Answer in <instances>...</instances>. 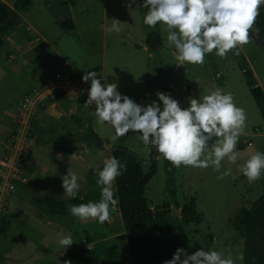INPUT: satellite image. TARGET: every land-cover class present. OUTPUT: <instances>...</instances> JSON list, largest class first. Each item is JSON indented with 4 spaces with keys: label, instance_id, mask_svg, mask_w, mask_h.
<instances>
[{
    "label": "rangeland",
    "instance_id": "rangeland-1",
    "mask_svg": "<svg viewBox=\"0 0 264 264\" xmlns=\"http://www.w3.org/2000/svg\"><path fill=\"white\" fill-rule=\"evenodd\" d=\"M1 1L13 6L16 0ZM147 10L146 6H142V0H38L33 3L26 11V18L38 31V38L40 35L45 37L50 48L45 53L50 59L42 56L34 59H38L32 64L37 78L34 81L23 70L14 71L12 61L9 60L7 65L0 63V133H7L5 129L14 117L8 119L6 110L15 114L23 94L35 89L34 85H38L40 79H45L44 75L54 76L63 71L65 66L53 63L52 59L67 62L81 73V77L88 71H95L97 78H104L102 83H116L122 95H127L142 106L153 100L161 103L155 90L167 92L182 107H187L189 97L200 98L210 90L219 88L231 93L235 105L243 108L247 117L235 149L236 163L225 158L217 171L212 166L200 168L182 164L175 167L163 156H159L156 158L158 171L149 183L146 196L153 209L164 203L172 209L178 203V211L175 213L179 214L184 208L190 212L188 237L180 240L189 254L201 248L216 250L225 255L230 252L234 264H241L243 239L231 227V222L242 210H248L264 190V172L259 179L250 182L238 167L256 151L264 152V122L250 95L244 74L250 71L264 92V45L249 35L246 44L237 45V49L229 50L224 57L217 56L213 50L205 54L203 64L185 62L181 65L176 60L174 46L167 42L165 27L161 23L155 27L144 24L143 17ZM69 13L74 17L72 22L76 27L75 32L57 26L58 22L65 21ZM112 19L119 20V33L107 30ZM91 26L95 28L89 29ZM254 30L253 24L249 31ZM150 34L160 35L162 46L143 51L140 46ZM237 50L238 54H234ZM2 54L0 51V62L4 57ZM94 107L89 105L86 108L84 102L74 101L73 110L55 121L53 129L48 130L46 136L40 137L37 133L35 137L38 143L43 141L47 144L44 156L47 159L43 161H50L54 169L52 189L56 190L60 201L71 205L83 203L79 200H85L84 203L92 201L88 198L93 195L96 196L94 202L100 199L97 172L111 156L110 151L114 147L123 146L129 152L140 154L143 159H147L150 154V146L143 145L137 139L136 132L129 131L116 141L111 140L114 129L107 123L97 124ZM71 115L83 125H78ZM86 127L91 128L99 140H104L102 142L106 149L99 158L96 155L101 150L92 145L91 140L86 142ZM32 142L34 144L36 141ZM211 143H215V138L209 145ZM84 148L88 151L85 152ZM226 169L230 170V174L222 176L221 173ZM67 170L74 171L78 176L80 189L75 198L67 197L61 181L55 182L56 177L61 179ZM19 179L13 180L14 189ZM17 194L13 199L8 195L5 200L15 201ZM114 195L116 197V191ZM26 196L25 199L28 194ZM16 205L19 208L20 203ZM41 208L47 212L45 217H40L41 222H35L23 212L25 228L20 233L26 247L14 254L11 263L14 261L21 264L29 258L27 263L31 264L34 258L28 255L33 254L38 239L47 235L50 248L47 255L42 257L47 259L46 264H61L63 253L68 250V246L63 249L58 243L57 233L62 232L71 236V245L87 233L95 239L92 246L98 252L96 255L105 258L107 264H131L117 207L110 210V219L103 224L97 223L94 218H77L69 211L64 215H51L45 205ZM24 211L29 213L27 207ZM51 221L52 226L49 227L47 222ZM13 235L10 234L11 237ZM14 237L20 238L17 235ZM101 240L104 242L98 244Z\"/></svg>",
    "mask_w": 264,
    "mask_h": 264
},
{
    "label": "clouds",
    "instance_id": "clouds-1",
    "mask_svg": "<svg viewBox=\"0 0 264 264\" xmlns=\"http://www.w3.org/2000/svg\"><path fill=\"white\" fill-rule=\"evenodd\" d=\"M264 0H142L147 7L144 24L155 27L161 23L166 39L175 48L178 64H203L205 54L213 52L220 57L229 50L248 42L252 28ZM109 32L121 31L119 20L112 19ZM238 54V50L234 53ZM81 79L90 81L86 108L94 105L96 122L107 123L114 129L111 140L116 141L129 131L138 133L137 139L145 146L163 155L175 167L193 166L215 170L221 168L225 158L236 163L235 151L239 135L245 127L246 114L237 107L231 93L217 88L200 98H188L187 107L164 91L155 93L157 100L140 105L122 95L116 83L101 82L95 71L86 72ZM215 143L209 142L213 141ZM240 172L250 181L264 172V152L256 151L243 164ZM126 169L115 156H109L97 172L100 199L97 202L69 206L71 215L94 218L103 224L110 219V210L118 206L115 181ZM226 169L222 176L229 175ZM63 192L75 198L80 189L78 176L68 171L61 177ZM58 243L64 249L73 243L70 235L57 233ZM163 264H234L229 252L198 249L188 254L177 248L171 259Z\"/></svg>",
    "mask_w": 264,
    "mask_h": 264
},
{
    "label": "trees",
    "instance_id": "trees-1",
    "mask_svg": "<svg viewBox=\"0 0 264 264\" xmlns=\"http://www.w3.org/2000/svg\"><path fill=\"white\" fill-rule=\"evenodd\" d=\"M34 1L16 0L12 7L0 1V48L4 43V35L16 24L17 12L28 10ZM59 26L70 30L74 27L69 20L59 23ZM254 27L259 38L264 40V5L259 9ZM146 43L148 48L153 49L162 46V39L157 34H150ZM244 76L247 77L250 95L264 122V92L250 71L245 72ZM57 96L58 99H62L63 94L58 93ZM71 118L78 125H83L74 115ZM85 130L88 132L86 142L92 140V137H97L91 128L86 127ZM36 135L37 133H31L29 138L36 140ZM120 148L126 149L123 146H116L110 151V155L126 164V169L116 178L115 189L128 258L131 264H163L165 260L171 259L178 247L183 248L180 240L188 237L190 212L184 208L182 209L184 215L181 216L172 212L166 203L153 209L146 195L149 183L158 171L156 159L143 166L140 160L133 159ZM159 156L163 155L158 152L157 157ZM95 198L93 195L88 199L94 202ZM36 201L45 205L51 215H64L71 205L60 201L52 194H45ZM79 201L84 203L85 200ZM175 207L178 208V203ZM7 226L4 220L1 221L0 233H5ZM231 227L243 239L241 264H264V190L261 197L248 210H242V213L234 218ZM94 242L95 239L86 233L75 244L68 246L61 264H107L105 258L96 255L98 252L94 247L92 252L87 249ZM103 242L101 240L98 244Z\"/></svg>",
    "mask_w": 264,
    "mask_h": 264
},
{
    "label": "crops",
    "instance_id": "crops-1",
    "mask_svg": "<svg viewBox=\"0 0 264 264\" xmlns=\"http://www.w3.org/2000/svg\"><path fill=\"white\" fill-rule=\"evenodd\" d=\"M37 1L38 0H35L33 3H36ZM9 7H12V6H9ZM26 11L17 12L16 24L4 35V43H3V46L0 48V51L3 53L2 55L4 57H2L0 63L3 65H7L9 63V60L12 61L13 66H14L12 68L14 69V71L20 72L23 70L25 72L24 74H27V76H29V78L31 80L33 79L34 81L37 78L35 79L36 74H35L32 64L36 60H38V59L36 60L34 59L36 57L40 58L42 56V58L49 60L50 58H48L45 52L48 51L50 48H48V45L45 42V37H42V35H40V38H38L39 33L32 26V23L26 18V13H27ZM73 19L74 17L72 18L69 13L68 17L66 16L65 21L69 20L72 22ZM59 23L61 22H58L57 26H59ZM72 24L74 26L72 30L74 31L76 27L73 22ZM93 28L95 27L94 26L89 27V29H93ZM64 30H67V29H64ZM140 47L142 48L143 51H147L148 49V46L144 47L143 45H141ZM44 59H42V61ZM52 62L58 63L60 66L67 67V68L64 67V69H62L63 70L62 73L70 76L73 79L81 80L80 79L81 73L77 69L69 65L67 62L65 61L57 62L56 59H52ZM32 74H34V76H32ZM44 77L45 79L43 80L40 79V83L38 82V85H34L35 89L41 88V87L43 88V86L46 84V81L50 79L52 75L49 76V74L48 75L46 74L44 75ZM157 91L158 90H155V93ZM57 94L58 92H55L53 100L51 99L46 100L47 105L44 107L41 113V119L36 129L37 131L36 133H38L40 137L46 136V134L48 133V130H50L51 128L53 129L52 124L55 121L61 119V116L63 117L68 112H71L73 110L72 108H73L74 101L72 99L65 98L64 96L62 97V99H58ZM5 115L8 117V119H11V117L14 114L6 110ZM9 125L11 124H8V127L5 129L7 132L5 133V135L4 134L2 135L0 133V157L2 155L1 152H3L4 146L7 143V137L5 136L6 135L8 136ZM35 141L36 142L33 144L30 150L25 154L24 168L22 170L21 176H19L20 179L17 181L15 185L16 188L14 189L15 190L14 193L10 195V197H12L13 199V196L18 192L17 196L15 197V201L7 200L6 202H4V204L3 203L0 204L1 205L0 206V224H1V221L3 220L8 224V226L6 227L7 231L5 233H0V264H16L14 261L11 263L10 259L15 256L14 254L17 251L24 250L26 247L23 244V241L21 239V233H20V231L23 228H25L24 227L25 225L23 223V216H22L23 212L25 215L29 216L35 222H38V221L41 222L40 217H43V216L45 217L47 215V212L43 210V208H41V206L43 205L39 204L36 201V199L42 197L45 194H52L56 196V190L52 189L53 188V185H52L53 177L55 176V173L53 172L54 169L51 168L50 161L49 162L48 160L47 162L43 161L47 159V158H44V156L47 153V144H45V142L43 141L41 143H38L37 140ZM101 141H104V140H101ZM84 150L85 152L88 151L86 150V148H84ZM103 154H104L103 151H99L97 152L96 157L99 158ZM58 177L59 176L56 177V180H55L56 183L61 181V179ZM2 185L3 184L0 179V188ZM32 192H36V193L34 194ZM26 194H28L27 199L24 198ZM17 203H20L19 208H16ZM26 207L28 208L29 213H25L24 210L26 209ZM11 208L13 209L11 210ZM47 224L49 227H51L52 221L47 222ZM11 233L14 234L13 237L10 236ZM15 235H17L20 238L14 237ZM47 242H48L47 235L40 237V239H38V243H36L37 245H35L34 247L33 254L28 255L34 258L31 264H46L47 263L46 261L47 259L42 257V256L47 255V251L50 248L47 245ZM88 248H89L88 249L89 251L91 252L93 251L92 245H90ZM27 261H29V258L26 259V262H22L21 264H26Z\"/></svg>",
    "mask_w": 264,
    "mask_h": 264
},
{
    "label": "built area",
    "instance_id": "built-area-1",
    "mask_svg": "<svg viewBox=\"0 0 264 264\" xmlns=\"http://www.w3.org/2000/svg\"><path fill=\"white\" fill-rule=\"evenodd\" d=\"M89 87L90 81H77L62 72H57L46 81L43 88L24 94L9 125L7 143L0 159V179L3 184L0 188V204H4L6 197L13 192V180L22 173L24 155L33 146L29 136L36 133L41 113L47 105L46 100H53L55 92H58L65 98L85 103Z\"/></svg>",
    "mask_w": 264,
    "mask_h": 264
},
{
    "label": "water",
    "instance_id": "water-1",
    "mask_svg": "<svg viewBox=\"0 0 264 264\" xmlns=\"http://www.w3.org/2000/svg\"><path fill=\"white\" fill-rule=\"evenodd\" d=\"M11 17V16H10ZM249 35L252 36L257 42L261 43L264 45V40L259 38L258 34L255 31H249ZM144 47H147V43L142 44ZM91 144L94 145L95 147L99 148L101 151L105 150V146L101 140H99L97 137H92ZM121 151L126 153L128 156H131L135 160H140L143 164V166H147L149 164L150 160H154L157 158V151L152 150L150 147V154L147 159H143L140 154H135L132 152H129L127 149L120 148ZM161 210V209H160ZM173 212H177V208H172L171 209ZM179 214L182 216L184 215L183 212L179 211Z\"/></svg>",
    "mask_w": 264,
    "mask_h": 264
}]
</instances>
